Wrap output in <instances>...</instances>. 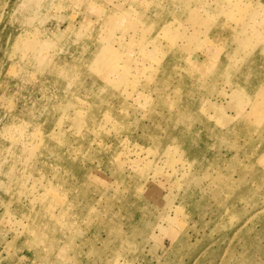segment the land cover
<instances>
[{
    "label": "rangeland",
    "instance_id": "obj_1",
    "mask_svg": "<svg viewBox=\"0 0 264 264\" xmlns=\"http://www.w3.org/2000/svg\"><path fill=\"white\" fill-rule=\"evenodd\" d=\"M0 264H264V0H0Z\"/></svg>",
    "mask_w": 264,
    "mask_h": 264
},
{
    "label": "bare ground",
    "instance_id": "obj_2",
    "mask_svg": "<svg viewBox=\"0 0 264 264\" xmlns=\"http://www.w3.org/2000/svg\"><path fill=\"white\" fill-rule=\"evenodd\" d=\"M96 7V6H95ZM50 42V41H49ZM49 42H47V43H49Z\"/></svg>",
    "mask_w": 264,
    "mask_h": 264
}]
</instances>
